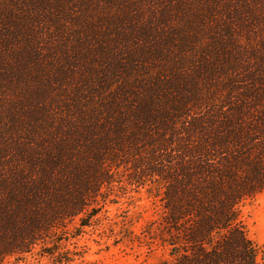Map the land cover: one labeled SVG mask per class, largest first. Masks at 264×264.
<instances>
[{"label": "trees", "instance_id": "1", "mask_svg": "<svg viewBox=\"0 0 264 264\" xmlns=\"http://www.w3.org/2000/svg\"><path fill=\"white\" fill-rule=\"evenodd\" d=\"M117 183L173 264H260L264 0H0V264Z\"/></svg>", "mask_w": 264, "mask_h": 264}, {"label": "rangeland", "instance_id": "2", "mask_svg": "<svg viewBox=\"0 0 264 264\" xmlns=\"http://www.w3.org/2000/svg\"><path fill=\"white\" fill-rule=\"evenodd\" d=\"M106 196L109 200H100L93 210L69 221L53 244L37 247L24 258L8 257L2 264H173L155 231L162 215L159 198L119 183ZM239 211L245 234L264 264V190Z\"/></svg>", "mask_w": 264, "mask_h": 264}]
</instances>
